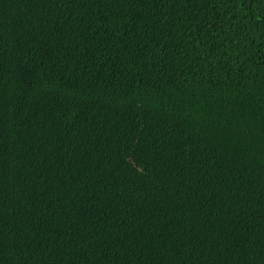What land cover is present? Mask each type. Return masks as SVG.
Segmentation results:
<instances>
[{
	"label": "trees",
	"instance_id": "trees-1",
	"mask_svg": "<svg viewBox=\"0 0 264 264\" xmlns=\"http://www.w3.org/2000/svg\"><path fill=\"white\" fill-rule=\"evenodd\" d=\"M0 264H264V0H0Z\"/></svg>",
	"mask_w": 264,
	"mask_h": 264
}]
</instances>
